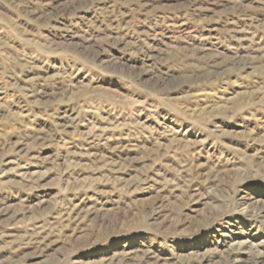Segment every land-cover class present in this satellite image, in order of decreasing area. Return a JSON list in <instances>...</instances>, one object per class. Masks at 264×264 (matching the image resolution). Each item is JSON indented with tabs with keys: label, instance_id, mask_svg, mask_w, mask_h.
Returning a JSON list of instances; mask_svg holds the SVG:
<instances>
[{
	"label": "rangeland",
	"instance_id": "1",
	"mask_svg": "<svg viewBox=\"0 0 264 264\" xmlns=\"http://www.w3.org/2000/svg\"><path fill=\"white\" fill-rule=\"evenodd\" d=\"M0 264H264V0H0Z\"/></svg>",
	"mask_w": 264,
	"mask_h": 264
}]
</instances>
